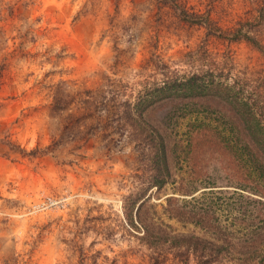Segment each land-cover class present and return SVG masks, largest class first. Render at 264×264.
<instances>
[{
	"label": "rangeland",
	"instance_id": "374dc122",
	"mask_svg": "<svg viewBox=\"0 0 264 264\" xmlns=\"http://www.w3.org/2000/svg\"><path fill=\"white\" fill-rule=\"evenodd\" d=\"M183 2L217 32L170 0H0V264H149L131 194L264 257V0ZM193 76L194 96L161 90Z\"/></svg>",
	"mask_w": 264,
	"mask_h": 264
},
{
	"label": "trees",
	"instance_id": "16d2710c",
	"mask_svg": "<svg viewBox=\"0 0 264 264\" xmlns=\"http://www.w3.org/2000/svg\"><path fill=\"white\" fill-rule=\"evenodd\" d=\"M170 2L177 7L183 6L184 3L183 0H170ZM180 14L184 22L193 25L207 24L211 31L217 32L215 25L210 23L211 20L208 19V16L193 10L190 11L186 6L182 7ZM196 79L193 76L184 83H165L161 90L171 97L179 96L182 90L184 96H194L197 90ZM146 103L147 101L141 100L136 103V106L141 107ZM153 140L156 145L150 160L153 162V169H156L157 173H161V177H152L151 184L153 187L161 189L168 184L167 178L170 177L167 149L164 138L155 130H153ZM175 201L173 199L167 200L168 208L164 207L161 213L153 210L149 211V214L146 213V217L145 215L142 217L144 203L140 204L136 210L138 195L131 194L124 199V223L131 231L143 233L141 237L136 235L135 237L151 251L149 264H264V257L261 256H257L251 263L249 261L241 263L238 259H233L236 246L222 237H211L209 234L200 237L176 233L173 227L166 223V221L179 222L181 218H184L183 212L173 209L171 206ZM130 230L127 229V232L131 233ZM81 259L80 264H89L88 262L100 264L99 261L95 260V257L83 255ZM111 264L119 263L114 261Z\"/></svg>",
	"mask_w": 264,
	"mask_h": 264
}]
</instances>
